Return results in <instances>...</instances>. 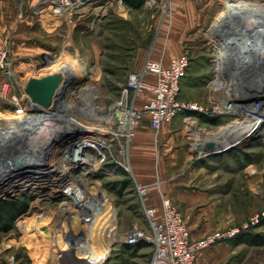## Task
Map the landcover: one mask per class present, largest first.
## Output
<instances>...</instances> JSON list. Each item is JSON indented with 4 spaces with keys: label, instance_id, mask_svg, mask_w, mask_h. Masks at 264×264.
Here are the masks:
<instances>
[{
    "label": "rangeland",
    "instance_id": "374dc122",
    "mask_svg": "<svg viewBox=\"0 0 264 264\" xmlns=\"http://www.w3.org/2000/svg\"><path fill=\"white\" fill-rule=\"evenodd\" d=\"M130 1L97 0L87 4L74 0L72 6L58 9L54 0H12L11 26L0 42V51L7 52V74L0 75V127L6 124L8 114L18 110L17 101L28 98L25 88L30 79L53 75V66L50 70L44 68L50 62L54 65L67 62L76 68L70 83L60 92L64 100L60 104L77 108L93 97L96 98L93 107L100 110L96 115H102V120L111 118L118 104L140 109L135 113L139 116L141 112L143 119L139 120L138 129L132 130L131 143L121 137L124 148L129 145L132 168L116 156L118 147L99 153L90 148L87 156H97V161L104 159V162L95 171V164L83 165L81 173L97 184L106 200V207L102 208L106 216L97 225L102 231L101 238L87 244L79 240L83 232L75 220L68 227L72 235L78 231L79 234L71 236L75 242L68 251L53 252L52 240L45 234L25 235L23 217L37 210L43 216L55 212L67 202L65 192L69 187L68 183L55 187L56 180L45 179L47 184L40 185L43 188L40 189L28 181V186L0 193V206L19 207L13 218L0 216V264H91V257L101 264H152L155 240L154 245L145 240L131 245L123 238L133 230L155 235L152 220L163 221L165 200H170L182 214L195 242L238 231L235 237L217 241L203 250L197 264H264V245H250L242 240L244 236L264 238V177L261 180L249 176L251 168L262 170L264 166V126L259 128L261 141L252 138L246 144L208 152L202 158L196 150L198 138L213 136L230 127L236 117L212 118L216 106L209 93L212 66L217 61L215 49L224 38L206 41L203 35H210L213 28L206 32L201 24L203 16L211 20L215 15L223 18L229 6L222 7V3L227 0ZM188 12L192 16L189 21L185 18ZM182 54L189 56L191 65L182 82L180 101L197 106L198 112L180 113L156 130L144 112L152 95L139 94L129 87V82L134 74L143 72L148 60L167 67ZM86 123L89 127L96 126L94 117ZM113 133L118 137L116 127ZM88 134L68 126L60 130L54 144L62 139L70 141L67 140L70 137L71 157ZM171 138L173 145H167ZM174 153H178L177 160ZM168 184L186 193L185 198L173 201L164 190ZM141 186H150L151 191L140 195ZM1 187L9 188L4 183ZM198 195L204 199H198ZM71 197L81 204L77 195ZM147 210L155 211L156 217L148 218ZM59 217L56 213L47 220L48 225L59 227ZM204 229L207 233L200 235ZM114 238L118 242L104 258L100 253Z\"/></svg>",
    "mask_w": 264,
    "mask_h": 264
},
{
    "label": "bare ground",
    "instance_id": "6f19581e",
    "mask_svg": "<svg viewBox=\"0 0 264 264\" xmlns=\"http://www.w3.org/2000/svg\"><path fill=\"white\" fill-rule=\"evenodd\" d=\"M54 1L58 9H65L72 6L74 0ZM202 1L214 2L215 0ZM89 2H97V0H84V3ZM227 6L229 8L223 18L215 15V18L211 20V17L203 16L201 24L204 29H207L206 32L209 27L213 28L210 35H203L206 41L224 38L215 49L217 61L215 66H212L213 80L209 93L212 103L216 105L212 111V118L217 119L222 115L236 117L233 118L235 121L230 127L220 129L213 136L198 138L196 150H198L197 156L201 158L208 152H220L229 147L246 144L252 138L257 141L262 140L259 128L264 126V0H227L222 3V7ZM191 17L190 12L186 13V20L189 21ZM50 66H53V74H60L62 77L54 89L50 104L44 107L33 102L30 96L23 97L16 103L18 110L8 114L6 124L0 127V193L10 188L11 190L21 189L28 186V181H31L34 186H39L40 189L42 188L40 185L47 184L50 180L57 181L55 187L68 183L69 187L65 192L68 200L55 212L49 211L43 216L37 210L33 215L23 217L21 221L22 232L25 235L34 232L35 235L45 234L52 240L53 252L61 253L73 247L75 240L72 241L71 236L79 234L78 231L72 235L68 227L69 223L74 220L83 232L79 240L85 241V244L93 243L102 236V231L98 230L97 225H100L104 215L106 216L103 213L104 209L102 210L106 207L104 205L106 200L103 199V192L97 189V184L81 171L84 169L83 165L92 164H95L93 171L101 169L104 159L97 161V156L90 158L87 156L89 149L94 148L99 153L118 147L116 156H119L123 162L125 161L126 167L132 168L129 145L124 148L121 137L128 138L131 143L134 140L132 130L138 129L135 121L142 120L143 117L135 113L140 109L135 110L132 107L127 109L118 104L115 106L116 112L110 114L111 118L102 120V115H96L100 110L93 107L96 100L93 97L77 108L65 107L60 104L64 102L60 92L70 83L71 75H74L76 71L75 65L67 62L54 65L50 62L44 68L50 70ZM142 81L139 77L132 83L139 85ZM150 108L159 107L148 104L145 110H151ZM91 117H94L96 126L93 124L89 127L86 123V120ZM68 126L89 133L82 140L77 153L71 157L69 154L73 141L70 137L67 139L70 141L60 139L59 144H54L59 139L60 130ZM115 127L118 137L113 133ZM70 134L71 131L68 136ZM112 137L117 138L114 140ZM66 156L68 160L65 159ZM56 172L59 173L51 176ZM249 176L262 180L264 166L262 170L256 167L251 168ZM45 179L47 182L44 181ZM3 183L9 188L1 187ZM36 193L41 194L42 192L37 191ZM71 195H77L81 204L75 202ZM56 213L60 215L59 227L52 228L47 220L56 216ZM154 231L158 230L154 229ZM154 236L158 243V232ZM125 240L126 238H123V241ZM116 242L118 240L112 239L100 254L105 258L114 250ZM95 260L91 257V264H101Z\"/></svg>",
    "mask_w": 264,
    "mask_h": 264
},
{
    "label": "built area",
    "instance_id": "2783aa9c",
    "mask_svg": "<svg viewBox=\"0 0 264 264\" xmlns=\"http://www.w3.org/2000/svg\"><path fill=\"white\" fill-rule=\"evenodd\" d=\"M190 65L191 60L187 54L173 58L167 67L158 62L148 60L143 72L140 74L136 73L131 77L130 88L139 92V94L147 92L152 95L146 106L151 104L159 107L144 110L149 115L154 129L160 130L165 124L172 122L180 113L187 111L198 112L197 106L180 101L182 82L188 74ZM6 67L7 52L0 51V75L7 74ZM139 77L143 81L139 85L133 84V80ZM8 88L7 85L6 90ZM141 115L140 112L139 116ZM136 122L138 123L137 126H139L140 121L137 120ZM138 190L140 195H146L150 192V186H141L138 187ZM146 215L152 220V218L156 217V212L147 210ZM152 222V231L154 229L158 230V243L156 244L152 264H197L198 256L203 250L217 241L233 238L238 234V231H232L228 235L219 233L206 240L195 242L191 239L182 214L170 200L164 201L163 221L152 220ZM154 232L157 235V232ZM143 240L154 245V235L147 236L137 230H133L126 238V242L131 245L138 244Z\"/></svg>",
    "mask_w": 264,
    "mask_h": 264
},
{
    "label": "water",
    "instance_id": "95a60500",
    "mask_svg": "<svg viewBox=\"0 0 264 264\" xmlns=\"http://www.w3.org/2000/svg\"><path fill=\"white\" fill-rule=\"evenodd\" d=\"M62 77L60 74H53L41 79H30L26 92L29 94L33 102L47 107L54 94V89L60 83Z\"/></svg>",
    "mask_w": 264,
    "mask_h": 264
},
{
    "label": "crops",
    "instance_id": "0c3cea01",
    "mask_svg": "<svg viewBox=\"0 0 264 264\" xmlns=\"http://www.w3.org/2000/svg\"><path fill=\"white\" fill-rule=\"evenodd\" d=\"M12 5V0H0V42H1V38H2V34L5 33L9 27L11 26V7ZM174 141V138H171L168 140V144H171L173 145V142ZM173 158L177 160L178 158V153H174L173 154ZM171 163V165L174 164V162ZM166 172V169L164 168L163 170V173ZM164 190L166 192V194H168V196L173 200V201H176L177 199H182V197L185 198L186 196V193H182V191L179 190V188H176L175 186H172L170 184H168L167 186L164 187ZM188 197H190L188 195ZM198 199H204V197L202 195H198ZM210 221H213L212 218H210ZM207 233V230H202L200 231V235H203V234H206ZM193 237H194V234H193Z\"/></svg>",
    "mask_w": 264,
    "mask_h": 264
},
{
    "label": "trees",
    "instance_id": "16d2710c",
    "mask_svg": "<svg viewBox=\"0 0 264 264\" xmlns=\"http://www.w3.org/2000/svg\"><path fill=\"white\" fill-rule=\"evenodd\" d=\"M126 3H131L130 0H125ZM133 5H138V4H133ZM19 207L15 206L14 204H2L0 206V216H5L8 218H13L16 216V212H18ZM243 242L248 243L250 245H264V238L262 236H257V237H250V236H244L243 237ZM145 243H141L143 245ZM132 248L131 246H129Z\"/></svg>",
    "mask_w": 264,
    "mask_h": 264
}]
</instances>
